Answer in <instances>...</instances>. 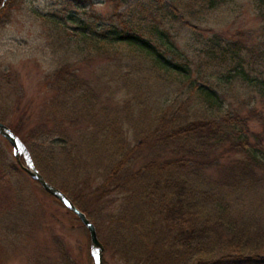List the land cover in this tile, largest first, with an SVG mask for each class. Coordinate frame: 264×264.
<instances>
[{"label":"trees","instance_id":"1","mask_svg":"<svg viewBox=\"0 0 264 264\" xmlns=\"http://www.w3.org/2000/svg\"><path fill=\"white\" fill-rule=\"evenodd\" d=\"M226 2L168 0L164 10L160 5L147 10L153 23L145 31L117 25L95 31L82 21L76 25L82 43L102 52L125 49L127 58L136 60L130 69L143 67L151 80L176 86L177 97L161 100L151 118L132 126L138 143H130L118 121L125 102L101 104L93 86L69 72L66 63L55 70L46 100L49 120L44 123L50 125L36 129L40 141L26 144L23 139L41 174L64 193L70 188L64 179L52 178L43 158L71 173L74 186L88 185L95 171L101 192H121L120 202L108 212V240L128 264H264V227L243 200L264 179L255 169L263 164L256 147L260 136L264 139V117L258 116L262 131H253L246 115L221 109L223 90L235 84L249 95L264 94V23L252 45L210 37L194 62L178 54L176 60L167 57L165 30L153 21L159 16L152 12L160 8L159 18L168 14L174 20L177 11L196 28L207 20L206 13ZM255 2L264 18V0ZM182 94L187 95L183 100ZM191 106L204 111L192 113ZM221 158L228 159L223 173L213 177L209 170Z\"/></svg>","mask_w":264,"mask_h":264},{"label":"rangeland","instance_id":"2","mask_svg":"<svg viewBox=\"0 0 264 264\" xmlns=\"http://www.w3.org/2000/svg\"><path fill=\"white\" fill-rule=\"evenodd\" d=\"M167 4L168 0H0V120L26 144L40 141L36 137L39 126L50 125L44 120H49L45 104L51 94L53 74L66 63L69 72L93 86L101 104L117 107L125 102L127 107H121L118 121L130 143H138L139 138L132 136V126L139 125V119L151 118L161 100L177 97L176 86L151 80L143 67L130 69L136 60L127 58L125 49L109 48L102 52L92 49L89 42L82 43L76 25L82 21L95 31L115 25L150 30L153 22L149 20L153 16L147 10L158 5L164 10ZM163 10L159 8L152 14L160 17ZM175 14L174 20L168 14L153 20L165 30L167 46L162 49L174 60L178 54L195 62L201 46L210 37L218 36L223 41L238 39L252 45L258 41L264 23L255 0H227L206 13L207 20L197 22L196 28L187 24L179 12ZM198 16L201 18L199 12ZM243 91L237 84L231 90H223L221 109L238 110L248 117L249 130L260 132L263 127L258 116L264 117V94L249 95ZM186 96L178 98L183 100ZM201 107L191 106L188 111L202 113ZM55 117L51 119L58 120ZM249 139L254 141L255 136ZM260 139L256 152L263 164L255 169L256 174L264 177V139ZM142 155L146 157L143 152ZM43 159L52 178L64 179L63 185L71 190L65 194L74 197L73 204L82 207L83 210L79 209L94 224L103 246L102 264H128L108 240V212L120 202L121 192L110 188L101 192L96 187L100 173L95 171L90 174L88 185L74 186L71 173ZM227 160L221 158L209 173L213 177L222 175V165ZM12 163L17 164L11 145L0 134V264H93L88 231L76 214L18 164L10 171ZM243 200L246 210H251L255 221L264 227V179L255 190L244 193Z\"/></svg>","mask_w":264,"mask_h":264},{"label":"water","instance_id":"3","mask_svg":"<svg viewBox=\"0 0 264 264\" xmlns=\"http://www.w3.org/2000/svg\"><path fill=\"white\" fill-rule=\"evenodd\" d=\"M0 134L11 145L12 154L18 166L24 170L31 178L35 179L39 185L48 193L56 197L60 202L66 205L76 216L88 231L89 254L93 264H102L103 246L99 241L94 224L86 217L85 213L77 208L71 199L63 193L58 187L46 180L39 170L35 167L30 152L20 137L15 134L10 127L0 120Z\"/></svg>","mask_w":264,"mask_h":264}]
</instances>
